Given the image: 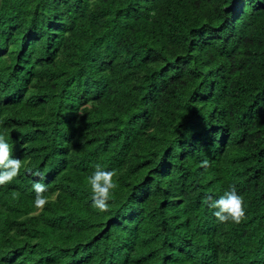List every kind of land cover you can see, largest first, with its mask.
<instances>
[{
    "label": "trees",
    "instance_id": "obj_1",
    "mask_svg": "<svg viewBox=\"0 0 264 264\" xmlns=\"http://www.w3.org/2000/svg\"><path fill=\"white\" fill-rule=\"evenodd\" d=\"M0 133V264H264V0H0Z\"/></svg>",
    "mask_w": 264,
    "mask_h": 264
},
{
    "label": "clouds",
    "instance_id": "obj_2",
    "mask_svg": "<svg viewBox=\"0 0 264 264\" xmlns=\"http://www.w3.org/2000/svg\"><path fill=\"white\" fill-rule=\"evenodd\" d=\"M83 115V112H80ZM13 145L8 142V134L0 133V186L10 184L16 179L24 162L12 155ZM203 167H207V161L201 162ZM25 171L31 172L32 175L40 177L32 183V190L35 193L33 206L37 210H43L44 206L49 203L50 197L45 196L48 191L47 185L41 182L44 174L25 168ZM116 173L114 170H105L101 164L94 166V171L86 178L89 186V195L91 208L98 214L110 210L109 201L114 197V191L118 188V182L114 180ZM17 195H19L17 193ZM54 201L55 197H51ZM204 203L208 208L213 209L212 215L216 221L222 224H240L246 219V206L244 198L238 194L236 187L230 185L228 190L224 191L218 198L213 199L212 194H206Z\"/></svg>",
    "mask_w": 264,
    "mask_h": 264
}]
</instances>
